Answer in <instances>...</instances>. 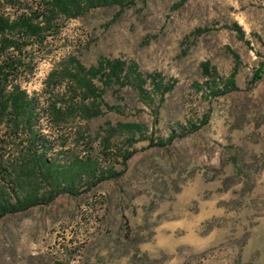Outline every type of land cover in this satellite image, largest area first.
Returning a JSON list of instances; mask_svg holds the SVG:
<instances>
[{"label":"rangeland","instance_id":"1","mask_svg":"<svg viewBox=\"0 0 264 264\" xmlns=\"http://www.w3.org/2000/svg\"><path fill=\"white\" fill-rule=\"evenodd\" d=\"M17 39L5 94L26 92L31 121L0 123L21 178L3 192L47 198L0 218V264H264V0H124L60 14L42 46ZM115 60L125 72L95 93L62 75ZM79 159L99 177L50 199L46 163Z\"/></svg>","mask_w":264,"mask_h":264},{"label":"trees","instance_id":"2","mask_svg":"<svg viewBox=\"0 0 264 264\" xmlns=\"http://www.w3.org/2000/svg\"><path fill=\"white\" fill-rule=\"evenodd\" d=\"M5 1L0 0V123L5 124L9 132L16 133L22 124L30 123L31 118H26V112L32 106V102L28 99L25 91L21 90L20 86H15L13 91L6 95L5 82L8 78L21 69L20 62H17L13 57L7 56V51L13 49L17 51V56L22 53L21 44L17 39L18 35L25 34L27 38L37 39V43L42 46L44 40L47 39V33L51 29L52 23L60 15L63 14L66 18L79 16L83 11H87L96 6H110L114 4H123L124 0H45L40 1L35 10H33L34 18H30L26 13L18 15L16 18H9L2 12L5 8ZM238 33L243 34L240 26H234ZM17 37V38H16ZM205 67H209L207 64ZM127 66L120 60L113 62L102 61L98 68L86 70L83 66L75 68H67L63 71L64 77L69 76L75 79L79 84L80 89L87 93H95V85L93 79L100 77L104 83H111L114 78H120L125 72ZM78 71L76 73L73 72ZM264 72V62L261 63L258 70L255 72L253 82L258 81ZM56 77L53 73L51 80ZM229 84L234 86V77L230 79ZM99 112L92 114L90 117L97 116ZM37 142V137L35 138ZM130 157V156H128ZM49 165L47 168V176L44 172L42 176L47 183L52 187L50 199L61 193H74L77 184H81L84 180H95L99 177L100 170H97V164L90 160H77L67 167H56ZM104 179L108 178L105 173H101ZM10 172V165H7L3 156L0 154V218L9 213L24 211L28 208L44 204L45 195L38 194L39 189L33 194L27 195L25 198L13 201L11 196L4 195V186L9 183L19 184L21 178L16 176L13 181Z\"/></svg>","mask_w":264,"mask_h":264}]
</instances>
